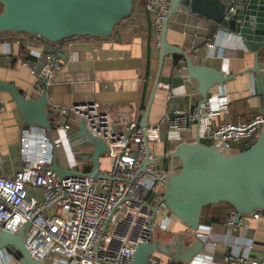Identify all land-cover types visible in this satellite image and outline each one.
Masks as SVG:
<instances>
[{"label":"built area","instance_id":"obj_1","mask_svg":"<svg viewBox=\"0 0 264 264\" xmlns=\"http://www.w3.org/2000/svg\"><path fill=\"white\" fill-rule=\"evenodd\" d=\"M171 1L142 0V6L132 14L135 16L141 9L149 17L152 40L157 46ZM34 43L40 44L42 49L30 51L35 61L30 65L24 60V65L29 67L34 78L35 90L41 92L61 69L57 53L62 47L36 39L26 41L29 46ZM226 105L224 96L211 97L194 113H166L158 124L145 129L134 120H125L116 128L109 113L95 102L72 105L70 113L76 123L83 121L87 132L100 139L108 149L109 166L100 170V179L84 175L87 173L78 165L70 170L82 174L58 179L51 171V164L59 141L33 126L22 129L19 137L22 168L12 177H0V228L8 233L21 230L25 249L35 261L43 264H131L139 245L155 246L147 264H178L173 258L163 263L155 256L165 255L157 251L156 246L162 248L166 244L162 235L174 220L162 201L164 186L173 173L157 162L143 169L142 166L145 159L155 158L150 146L161 142L162 128L168 135L183 141V135L190 131L198 117L204 115L211 119ZM262 128L264 115L256 114L237 124H207L205 133L210 146L228 157L251 144ZM85 162L91 163L90 160ZM249 216L257 220L260 214ZM248 225L247 216H238L234 210L228 213L223 229L235 235L244 232ZM209 230L200 225L196 232L190 231L193 237L189 246L196 241L202 248L210 243V236L206 235ZM175 240L174 237L170 247H174ZM243 249L241 253L233 250L222 264H256L243 255L254 246L243 245ZM203 263L218 264L206 260L200 252L188 262H181ZM0 264L18 262L12 252L3 249L0 250Z\"/></svg>","mask_w":264,"mask_h":264},{"label":"crops","instance_id":"obj_2","mask_svg":"<svg viewBox=\"0 0 264 264\" xmlns=\"http://www.w3.org/2000/svg\"><path fill=\"white\" fill-rule=\"evenodd\" d=\"M28 39L31 40L16 33L0 36V56L11 59L6 68L0 67V80L14 84L25 97L32 98L42 90H35L34 78L23 59L34 62L35 59L29 52L40 51L42 46L36 43L29 46L26 44ZM165 39L167 44L188 53L194 65L210 67L224 76H235L225 86L210 91L208 98L224 96L227 105L211 119L198 117L201 118L199 135L203 138L202 142L210 144L205 133L207 124H237L248 121L256 114L264 115V96L254 94L249 75H239L252 67L253 54L244 49L237 36L219 31L201 17L179 13L169 19ZM59 46L64 50L57 53L61 69L45 87L48 109L54 113L56 122L52 126L55 130L51 132V138L59 141L56 148L57 163L64 169H75L77 165L80 168L92 166L91 163L77 159L88 155L90 149L84 148L80 153H74L65 137V127L76 126L70 108L77 103L95 102L109 113L116 128L125 120L139 123L157 73L158 46L152 40L150 19L141 9L132 18L120 22L109 38H74ZM147 47L149 61L146 60ZM257 60L260 73L264 75V49L258 53ZM147 62L148 75L145 74ZM200 99L196 83L188 78L182 60L179 59L174 64L171 57H167L164 59L159 85L151 104L148 125L158 124L166 113H194ZM197 124L196 119L190 131L183 135V141L168 135L165 128H162L161 142L153 145L155 157L173 150L182 142H192ZM27 127L30 126L24 124L10 97L0 93V177H12L22 168L19 137L20 131ZM243 147L244 145L241 146ZM157 164L170 169L172 173H176L181 166L180 161L172 157L157 161ZM204 218H216L206 226L210 228V232H206L210 236V243L204 244L200 251L206 260L222 264L226 256L234 253L233 250L236 253L244 252L243 245L250 244L254 249L243 254L249 262H254V254L264 253L263 215L260 214L257 220L247 216L248 227L241 234L235 235L223 229L227 219L226 210L217 206L210 207Z\"/></svg>","mask_w":264,"mask_h":264},{"label":"water","instance_id":"obj_3","mask_svg":"<svg viewBox=\"0 0 264 264\" xmlns=\"http://www.w3.org/2000/svg\"><path fill=\"white\" fill-rule=\"evenodd\" d=\"M134 3L135 0H0V33H24L51 44L73 38H109L115 27L130 17ZM179 13L201 17L219 31L237 36L244 49L253 54L252 67L239 75H249L254 94L264 96V75L260 73L257 60L258 53L264 49V0H172L158 40L157 73L139 121L142 129L148 126V116L165 58L171 57L174 64L181 59L188 78L195 81L196 91L201 97L196 110L206 104L212 89L225 86L235 78L234 75L224 76L210 67L196 66L188 53L167 44L168 21ZM10 62L9 57L0 56L1 68H6ZM30 65L33 63L30 62ZM0 93L10 97L25 125L42 129L52 137L51 132L55 130L52 126L56 122L54 113L48 109L45 88L35 97L27 98L14 84L0 80ZM200 119H197L192 142H182L168 153L152 160L145 159L142 166L143 169L168 157L180 161V169L170 175L162 193V201L170 214L191 232L198 230L202 209L208 205L226 203L238 216L256 213L264 216V128L241 152L225 157L212 146L203 144V138L199 135ZM65 137L74 153H80L84 148L90 149L88 155L77 157L80 161L91 162V171L84 175L92 179L102 178L99 160L108 152L102 141L87 132L83 121L77 122L74 128H67ZM146 149L149 154L148 147ZM51 171L58 179L82 174L61 168L57 163L56 151ZM169 248V244L162 248L156 246V250L165 255ZM174 248L171 257L181 264L198 254L202 244L196 241L183 250L178 239L174 242ZM3 249L11 251L12 255L15 253L13 258L18 264H43L42 261H35L25 249L21 230L8 233L0 228V250ZM154 251L153 245H139L131 264H147ZM252 257L256 264H264V253H256Z\"/></svg>","mask_w":264,"mask_h":264},{"label":"rangeland","instance_id":"obj_4","mask_svg":"<svg viewBox=\"0 0 264 264\" xmlns=\"http://www.w3.org/2000/svg\"><path fill=\"white\" fill-rule=\"evenodd\" d=\"M132 18V16H131ZM151 151L155 153L154 147L150 146ZM162 150V147H161ZM109 166V161L106 158V156H102L99 160V170H106ZM172 220L171 223L168 226L167 233L165 235H162V238L166 239V244H169L173 241L174 237L176 240L180 239L181 241V246L182 248H189V241L192 239V234H189L190 231L186 229V226H184L181 222L176 220L172 215H171ZM186 229V230H185ZM11 252V251H9ZM167 254L163 255L162 257H159L157 254L155 255L157 258H160L163 263H166L169 258H172L171 255L172 253L175 252L174 247H170L168 250H166ZM15 253H13V257L15 258ZM16 261V260H15ZM17 262V261H16Z\"/></svg>","mask_w":264,"mask_h":264},{"label":"trees","instance_id":"obj_5","mask_svg":"<svg viewBox=\"0 0 264 264\" xmlns=\"http://www.w3.org/2000/svg\"><path fill=\"white\" fill-rule=\"evenodd\" d=\"M142 6V0H135V3H134V8H133V11H132V13H131V15H130V17L132 16V14L136 11V9H139L140 7ZM0 12H1V7H0ZM130 17H128L127 19H129ZM127 19H125V20H127ZM125 20H123V21H125ZM122 22V21H121ZM120 24V23H119ZM118 24V25H119ZM117 25V26H118ZM116 26V27H117ZM8 34H14V33H8V32H4V33H0V36H4V35H8ZM16 34H22L23 36H26V37H29L30 39H36V40H39V41H42V42H45V43H49L48 41H46V40H44V39H42V38H40V37H35V36H30V35H27V34H24V33H16ZM74 39V38H73ZM67 41H69V40H67ZM64 42H66V40L65 41H63V42H60L61 44L62 43H64ZM59 43V44H60ZM23 60H25V59H23ZM146 60L147 61H149V50H148V47H147V50H146ZM148 67H149V63L147 62L146 63V68H145V74L146 75H148ZM143 105H142V108H144V103H142ZM203 144L204 145H210L208 142H203ZM91 168H92V166H90V165H88V166H86V167H81L80 168V170H82L83 172H85V173H89L90 171H91ZM214 206H217L218 208H222V209H224V210H226V216L228 215V213L230 212V211H234V209L230 206V205H228V204H226V203H220V204H218V205H208V206H206V207H204L203 209H202V212H201V217H200V225H203V226H207V225H209V224H211L212 222H214L215 220H216V218H212V219H210V220H206L205 218H204V215H205V213H206V210L208 209V208H210V207H214Z\"/></svg>","mask_w":264,"mask_h":264}]
</instances>
